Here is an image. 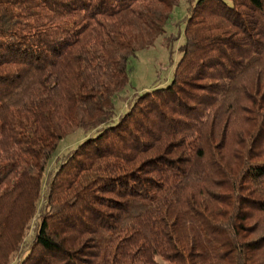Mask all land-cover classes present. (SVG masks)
<instances>
[{
  "label": "trees",
  "instance_id": "trees-1",
  "mask_svg": "<svg viewBox=\"0 0 264 264\" xmlns=\"http://www.w3.org/2000/svg\"><path fill=\"white\" fill-rule=\"evenodd\" d=\"M186 1L169 81L112 121L179 0H0V264L34 216L17 264H264V0Z\"/></svg>",
  "mask_w": 264,
  "mask_h": 264
},
{
  "label": "rangeland",
  "instance_id": "rangeland-1",
  "mask_svg": "<svg viewBox=\"0 0 264 264\" xmlns=\"http://www.w3.org/2000/svg\"><path fill=\"white\" fill-rule=\"evenodd\" d=\"M187 5L186 0H179L178 4L170 12L169 18L164 25L163 34L158 36L151 46L137 51L128 59L127 83L112 99L114 106L112 121L115 120L118 114L127 109L126 101L132 95L153 86H162L169 81L172 70V65L169 63L170 60L175 62L179 56L177 48L182 42L183 17L186 14ZM168 37L172 38V40L169 39L167 41L166 38ZM88 134H94V132H83L77 129L59 140L54 153L46 164L42 181H45L47 175L56 169L57 162ZM41 202H43L42 198L39 199V204ZM36 220V216L31 219L29 227L25 231L24 244L21 245L20 251L11 255L8 264H17L19 259L25 254V242L28 241L32 233V225ZM156 260L158 264H169L159 257Z\"/></svg>",
  "mask_w": 264,
  "mask_h": 264
}]
</instances>
